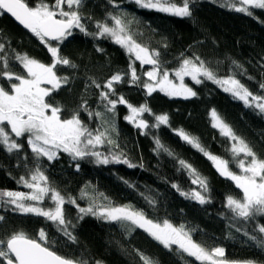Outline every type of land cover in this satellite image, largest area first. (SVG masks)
I'll return each instance as SVG.
<instances>
[{"label": "trees", "instance_id": "16d2710c", "mask_svg": "<svg viewBox=\"0 0 264 264\" xmlns=\"http://www.w3.org/2000/svg\"><path fill=\"white\" fill-rule=\"evenodd\" d=\"M26 2L34 5L38 0ZM46 2L51 3L52 0ZM224 4L225 0H193V16L178 17L141 8L133 0H115V4L112 0H84L81 12L86 17L84 23L88 31L95 32L96 22L108 19L110 13L116 14V5H119V11L130 14V27L137 42L159 52L161 67L169 70L170 77L174 76L173 70L179 67L182 58L192 55L205 60L219 76L234 70L231 61L235 60L247 70L237 78L254 94L264 95V91L259 89V84L264 82V10H253V17H249ZM0 43L8 46L9 52L15 50L41 62H51L46 45L2 11ZM60 47L62 55L79 65L75 71L76 78L70 85L52 95V100L66 109L62 113L65 118L85 99L89 111L105 112L99 96L102 89H96L90 81L95 79L103 86L112 74L120 72L127 75L123 82L114 84L116 95L110 98L123 95L133 106L146 103L152 111L144 113L141 118L152 125L155 115L167 114L169 124L138 129L125 119L129 115L127 106L117 104L114 114L105 115V119L114 126L109 134L115 143L110 145L105 142L97 145L95 150L109 157L112 153L123 152L137 167L130 168L122 163L99 164L94 157L76 161L68 153L60 152L53 161L40 158V165L52 186L66 198L76 197L81 207H87L89 198L93 196L98 204H131L143 209L149 219L158 222L168 219L176 226L184 225L196 242L208 248L223 247L225 257L230 261L254 260L257 264H264V249L244 235V231L252 234L256 223L264 225V217L248 222L234 219L226 207V197H239L241 191L233 181L220 175L203 152L184 142L176 132L183 129L198 138L207 152L228 159L230 168L238 171L230 151L232 140L222 136L212 126L211 111L215 109L261 158H264V115L245 107L243 101L208 80L200 84L190 80L188 85L197 92V96L188 99L170 97L158 89L148 95L142 83L148 81L145 73L151 66L142 65L109 37L85 35L74 29L73 35L60 43ZM130 65L135 67L140 82H131ZM10 66L14 73L24 74L18 62H11ZM58 74L72 76L73 71L62 68ZM5 87L8 85L5 84ZM81 119L93 130L103 132L109 127L103 119L89 117L87 112H81ZM157 137L173 155L157 148ZM16 139L23 143L19 153H8L0 146V188L26 192L30 190L18 181L34 166V157L26 138ZM240 158H243L242 154ZM179 160L191 164L200 177L207 179L210 202L201 205L186 199L172 187L177 184L181 191L200 190L199 185L192 183L194 176L180 165ZM77 163L80 164L79 169ZM141 164L143 167H140ZM82 190L88 192L89 198H79ZM146 197H154L155 205L149 204ZM43 205L50 206L51 201L46 198ZM65 213L75 224V228L69 229L77 238L75 242L68 240L44 217L13 212L10 207H0V215L5 217L4 221H0V236L16 229L35 236L39 229L44 228L54 250L66 257L87 260L88 264H96L97 261L100 264H142L137 250L151 257L156 264H200L186 253H178L176 246L172 250L165 249L143 229L135 228L133 231L125 225L92 215L77 220L78 209L67 203ZM0 264L4 261L0 260Z\"/></svg>", "mask_w": 264, "mask_h": 264}, {"label": "snow or ice", "instance_id": "6c2138e0", "mask_svg": "<svg viewBox=\"0 0 264 264\" xmlns=\"http://www.w3.org/2000/svg\"><path fill=\"white\" fill-rule=\"evenodd\" d=\"M112 3L115 4V0H112ZM134 3L141 8L178 17L193 16V0H134ZM83 5L84 0H52L51 3L38 0L34 5H30L26 0H0V11L11 14L46 45L51 55V62L44 63L29 57L26 53L21 54L15 50L9 52V47L0 43V81L5 82L0 83V146H3L8 153H19L23 149V143L18 142L16 138H26V143L34 157V166L18 181L30 191L0 190V207H10L13 212L44 217L68 240L75 242L77 238L69 230L75 228V224L65 213L67 203L75 205L78 209L77 220L83 219L85 215H92L101 220L125 225L133 231L135 228L143 229L165 249L172 250L173 246H176L178 253H186L200 264H257L254 260L229 261L225 257L223 247L208 248L196 242L192 238L191 231L184 225L176 226L168 219L162 222L149 219L143 209H137L131 204L115 205L111 202L98 204L94 196L89 198L88 192L82 190V196L79 198H89L90 202L87 207H81L76 197L66 198L52 186L40 165V158L46 157L48 161H53L60 152L68 153L76 161L94 157L95 162L99 164L122 163L130 168L137 167L123 152L112 153L109 157L95 150L97 145L105 142L110 145L115 143L109 134L110 128L114 126L105 119V115L114 114L117 104L127 106L130 114L125 119L138 129L159 128L161 125L169 124L167 114L155 115V123L152 125L141 118L144 113L152 111L146 103L133 106L123 95L110 98L116 95L114 84L123 82L127 75L120 72L112 74L103 86L95 79L90 81L96 89H102L99 96L104 103L105 112L89 111L88 101L85 99L70 116L65 118L62 113L66 109L59 102L53 101L52 95L62 87L70 85L76 78L75 71L79 65L71 58L62 55L60 47V43L73 35L74 29L85 35L109 37L129 54H133L142 65H151V70L145 73L148 81L142 83L148 95L158 89L170 97L182 96L188 99L197 96V92L184 83L185 77H190L195 84L208 80L243 101L245 107L264 115V95L254 94L241 79L237 78L239 74L247 71L242 64L235 60L231 61L234 70L219 76L201 57L196 55L185 57L180 61L179 67L173 70L174 76L179 80L177 84L170 79L169 70L161 67L159 52L137 42L131 31L130 14L119 11V5H116L117 13H110L108 19L97 21L96 31L89 32L84 23L86 17L81 12ZM223 6L253 17V10H264V0H225ZM87 19L90 20L91 17ZM52 42L60 43L54 45ZM14 61L22 66L24 74H16L12 71L10 64ZM62 68L72 70L73 75L58 74ZM248 78L253 79V77ZM131 82H140L135 67H131ZM5 84L8 85L7 88ZM259 89L264 91V82L259 84ZM81 112H87L89 117L103 119L109 127L103 132L99 129H91L81 119ZM211 116L212 126L218 129L222 136L233 141L230 151L238 171L230 168L228 159L207 152L198 138L187 134L183 129H178L176 132L184 142L212 160L220 175L233 181L236 188L241 191L239 197L233 195L226 197V207L233 214V218L246 222L256 221L258 217H264V158L259 157L249 142L237 135L215 109H212ZM155 143L159 150L173 155L158 137L155 138ZM115 146L119 148L118 144ZM241 154L243 158H240ZM179 163L194 176L192 183L199 185L200 190L181 191L177 184H173L172 187L186 199H192L201 205L210 202L207 179L200 177L196 169L186 161L179 160ZM76 167L79 169L80 164L77 163ZM140 167L143 165L141 164ZM129 186L134 187L131 184ZM46 198L51 201V205L47 208L42 206ZM102 198L108 200L107 197ZM146 199L149 204L155 205L154 197H146ZM4 220L5 217L0 215V221ZM244 235L257 247L264 249V225L256 223L252 234L244 231ZM137 254L142 264H156L151 257L145 256L139 250ZM0 260L6 261V264H88L87 260L66 257L54 250L44 228L39 229L35 236L29 235L23 229H16L0 236ZM96 264L100 262L97 261Z\"/></svg>", "mask_w": 264, "mask_h": 264}, {"label": "rangeland", "instance_id": "374dc122", "mask_svg": "<svg viewBox=\"0 0 264 264\" xmlns=\"http://www.w3.org/2000/svg\"><path fill=\"white\" fill-rule=\"evenodd\" d=\"M134 1V0H133ZM133 55V54H132ZM133 58L135 59V56L133 55ZM136 60V59H135ZM138 61V60H137ZM140 62V61H139ZM146 65V64H145ZM149 66H151V65H149ZM151 68H152V66L150 67V69L148 70V71H150L151 70ZM170 79H173L177 84H179V80H178V78H176L175 76H173V77H170ZM191 79H190V77H185V79H184V83L185 84H189V81H190ZM189 86V85H188ZM162 93H164V92H162ZM165 94V93H164ZM175 97H182V96H175ZM130 114V113H129ZM210 117H211V121H212V125H213V118H212V116H211V114H210ZM232 143H233V141H232ZM212 161V160H211ZM213 162V161H212ZM0 190H6V189H1L0 188ZM23 192V191H22ZM26 192H29V191H26ZM43 207H49L48 205L46 206V205H42ZM105 221V220H104ZM174 247V246H173ZM214 247H219V246H214ZM192 258H194V257H192ZM195 259V258H194ZM197 262H199V261H197Z\"/></svg>", "mask_w": 264, "mask_h": 264}, {"label": "water", "instance_id": "95a60500", "mask_svg": "<svg viewBox=\"0 0 264 264\" xmlns=\"http://www.w3.org/2000/svg\"><path fill=\"white\" fill-rule=\"evenodd\" d=\"M4 14H6L15 24H17L19 27H21L24 30H28L26 29L23 25H21L17 20H15L14 17L11 16V14L7 13L6 11H2ZM29 31V30H28ZM230 261V260H229ZM4 264H6V261H4Z\"/></svg>", "mask_w": 264, "mask_h": 264}]
</instances>
